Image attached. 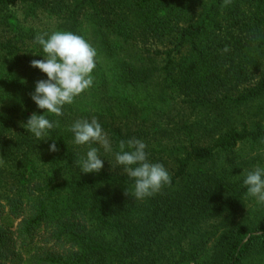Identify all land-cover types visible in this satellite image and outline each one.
Masks as SVG:
<instances>
[{"label": "trees", "instance_id": "trees-1", "mask_svg": "<svg viewBox=\"0 0 264 264\" xmlns=\"http://www.w3.org/2000/svg\"><path fill=\"white\" fill-rule=\"evenodd\" d=\"M223 2L0 0V264H264V205L243 185L264 167V0ZM54 32L83 37L96 66L38 140L21 126L45 111L30 61ZM93 117L112 152L91 145L103 168L83 173L68 129ZM131 138L171 176L144 199L110 165Z\"/></svg>", "mask_w": 264, "mask_h": 264}, {"label": "clouds", "instance_id": "clouds-1", "mask_svg": "<svg viewBox=\"0 0 264 264\" xmlns=\"http://www.w3.org/2000/svg\"><path fill=\"white\" fill-rule=\"evenodd\" d=\"M230 2L231 0H224L221 9ZM34 43L42 47L45 55L42 60L30 61V66L45 73L47 79L38 80L34 92L29 95L37 108L45 111L42 115L32 113L21 126L35 138L42 140L48 130L59 124V121L51 122L47 119L46 114L62 116L64 105L73 103L75 97L92 86L91 73L96 66L97 52L83 37L71 32L38 34ZM228 50L227 46L223 49L225 52ZM68 130L74 135L75 145L88 146L85 155L76 161L81 172L98 173L103 168L104 161L99 155L100 148L91 145L99 144L105 153H111L112 145L107 133L95 117L90 121L77 120ZM146 147L143 141L136 138L121 140L120 150L114 154V164H110L113 169L122 167L123 172L134 179L132 195L136 199L151 197L160 192L162 187L171 184V176L166 168L160 163L148 161ZM125 148L129 150L126 151ZM58 150L53 140L49 151ZM3 163L0 159V165ZM243 185L246 187L245 198H254L258 204L264 205V167L256 166L247 171ZM127 194L129 193L126 191Z\"/></svg>", "mask_w": 264, "mask_h": 264}]
</instances>
